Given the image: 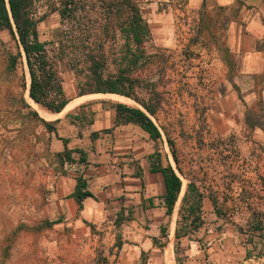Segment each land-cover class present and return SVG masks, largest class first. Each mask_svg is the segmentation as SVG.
<instances>
[{"label":"rangeland","instance_id":"rangeland-1","mask_svg":"<svg viewBox=\"0 0 264 264\" xmlns=\"http://www.w3.org/2000/svg\"><path fill=\"white\" fill-rule=\"evenodd\" d=\"M49 3L36 0L39 17L48 11ZM143 13L152 33L145 44L146 54L155 57L151 63H141L133 75L156 83L157 95L152 96L145 83L135 92L142 101L154 97L159 102L151 118L162 139L154 142L152 161L164 167L171 164L181 178L177 210L202 197L203 225L190 239L209 261L264 264V257L247 259L245 245L253 219L264 213V121L260 119L264 75L240 71L241 57L230 43V26L240 22L239 15L226 8L197 13L179 9L163 15L148 8ZM38 30L50 53H57L65 30L60 15L48 14ZM105 39L119 49L125 42L119 33ZM18 52L9 31H0V264H116L117 258L109 252L114 238L107 230L89 224L90 232L85 231L69 225L59 214L53 194L63 169L53 154L48 131L20 102V95L27 99L28 91L19 88L24 70L27 73L25 59L10 77L6 74L9 55ZM118 64L114 61L111 70L116 72ZM59 79L65 97L76 98L73 102L89 89V81L65 61L59 64ZM26 80L30 82L28 73ZM130 99L134 101L130 106L142 108ZM84 102L118 104L110 98ZM77 105L71 103L67 111ZM248 113L262 126L251 128L246 122ZM211 197L218 201L220 216ZM22 224L28 227L19 229ZM161 227L167 228L166 242L174 241L176 229L181 237L192 231L185 217L171 218ZM11 233L15 240L4 259ZM145 260L143 254L141 263Z\"/></svg>","mask_w":264,"mask_h":264},{"label":"crops","instance_id":"crops-1","mask_svg":"<svg viewBox=\"0 0 264 264\" xmlns=\"http://www.w3.org/2000/svg\"><path fill=\"white\" fill-rule=\"evenodd\" d=\"M137 1L143 11L150 8L160 15L179 9L197 13L203 8L211 12L226 8L237 13L240 22L233 21L230 26V43L241 57L240 71L264 75V0ZM116 106L82 102L64 116L48 121L55 127L48 131L51 148L63 169L53 194L61 218L85 231L90 230L89 224L107 230L114 238L109 252L117 258L116 264H142L143 254L145 264H216L205 257L190 234L180 238L181 251L176 249V235L174 241L164 240L162 224L174 217L177 221L181 207L177 210L175 205L173 213L167 214L164 175L151 171L155 141L137 124L117 123ZM66 148L80 151L72 153L71 163H61L57 156ZM80 176L94 195L83 200L82 208L73 196ZM117 239L121 247L116 245Z\"/></svg>","mask_w":264,"mask_h":264},{"label":"trees","instance_id":"trees-1","mask_svg":"<svg viewBox=\"0 0 264 264\" xmlns=\"http://www.w3.org/2000/svg\"><path fill=\"white\" fill-rule=\"evenodd\" d=\"M35 2L36 0H0V31L8 30L19 48L17 54L9 55L6 74L10 77L12 72L17 70L20 60L24 58L30 82H27V73L24 70L19 88L29 90V95L35 103L52 112L60 113L68 109L70 102L73 101L65 97L59 79V64L65 61L70 69L89 81V89L83 91L80 96L87 93H111L135 99L142 108L123 103L117 104V123L137 124L150 135L152 140L155 142L161 140L162 133L151 118L156 115L159 102L154 97L150 101H142L135 95L137 88L144 83L150 88L152 96L158 94L155 82L144 81L133 75L141 67V63H151L152 58L155 57V55L146 54L145 44L151 39L152 33L140 3L137 0H49L48 11L39 17ZM97 9L101 11L95 16ZM203 10L206 9L203 8ZM54 12L60 15L65 30L63 37L58 41L57 53L51 54L47 42L40 38L38 26L48 14ZM118 33L125 41L120 49L114 44L110 45L105 39L109 36L115 38ZM114 61L119 63L116 72L111 70ZM227 63L231 65L229 61ZM20 102L30 109L29 114L32 119L41 122L49 132L55 130V127L48 122L49 120L41 118L36 110L31 109L23 95H20ZM260 119L264 121L263 113ZM246 122L251 128L262 126L260 122L253 121L250 113L247 114ZM64 141L67 143V140ZM169 142L173 149V143ZM73 152L80 151L66 148L57 156L61 163L65 161L71 163L74 161ZM173 156L176 159L174 150ZM151 171H160L164 175L165 205L167 214L171 215L182 191V180L171 164L164 167L161 162L152 161ZM87 186V180L80 176L73 194L80 208L83 207L82 202L85 198L94 196ZM184 200L185 204L189 201L187 198ZM211 201L216 214L220 216L217 199L211 197ZM186 205V208H181L179 217H185L189 221L192 229L189 234H192L199 231L203 225L202 197L199 196L196 201ZM263 215L264 213L261 212L260 217H255L252 221L251 234L245 242L247 259L264 257ZM27 227L22 224L19 229ZM161 231L162 236L167 237V228L163 227ZM189 234L185 233L184 236ZM180 238L177 232L176 249L178 251ZM14 240V233L7 236L8 245L4 250V259L9 256L7 250ZM116 245L121 247L119 239Z\"/></svg>","mask_w":264,"mask_h":264},{"label":"bare ground","instance_id":"bare-ground-1","mask_svg":"<svg viewBox=\"0 0 264 264\" xmlns=\"http://www.w3.org/2000/svg\"><path fill=\"white\" fill-rule=\"evenodd\" d=\"M26 97H27L29 102H31L32 104H34L37 107L40 115L43 118H46L49 120H54L58 116L62 115L63 113H66V111H67V110H65L62 113L56 114V113H52L51 111H48L47 109H44L43 107L39 106L37 103H35L31 99V97L29 95V90L26 93ZM94 98H110L115 102L123 103V104L129 105V106L134 103L133 100H131L130 98L125 97V96H120V95L111 94V93H93V94L84 95V96L80 97L79 99L75 100L72 103V106H76L78 103H82L85 100L94 99Z\"/></svg>","mask_w":264,"mask_h":264}]
</instances>
